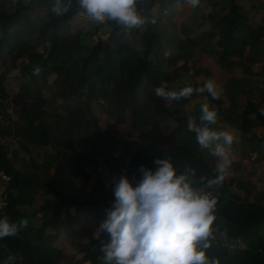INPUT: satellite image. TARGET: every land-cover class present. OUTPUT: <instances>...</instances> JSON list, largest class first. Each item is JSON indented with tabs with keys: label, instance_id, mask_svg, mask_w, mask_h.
<instances>
[{
	"label": "trees",
	"instance_id": "trees-1",
	"mask_svg": "<svg viewBox=\"0 0 264 264\" xmlns=\"http://www.w3.org/2000/svg\"><path fill=\"white\" fill-rule=\"evenodd\" d=\"M223 1L225 6L221 8L220 0H200L196 6L197 16H191L188 26L174 36L169 35L168 43L164 44L162 40L169 30L167 27L175 28V24H166L173 16L172 7L187 0H146L142 15L147 22L139 28L144 31V45L140 50L125 40L127 35L135 36L136 31L113 21L97 26V29L110 28L106 40L99 39L97 44L86 46L84 37L87 34L80 29L74 30V21L83 13L76 0H72L71 7L62 16L52 11L55 0L19 1L20 9L9 14L0 13L2 66L5 67L8 58L13 56L15 60H22L19 92L12 99L14 114L20 123L15 133L18 142L9 141L16 143L26 154L47 148L80 153L68 160L67 169L74 179L82 178L86 182L92 180L91 168L99 164L112 177L127 175L135 184L140 179L142 165L154 168L155 158L169 159L178 174L188 171L194 187L204 189L217 199L212 227L220 229L222 241L237 246L232 250L208 239L210 247L205 250L208 258L218 260L219 264H264V196L245 202L232 188L235 181L228 182L226 177L221 184L207 187V181L217 176L216 167L208 164L196 134L187 128L189 116L199 122L201 106L192 103L194 96L183 99L176 106L180 113L186 114L181 117L149 91L151 87L171 83L176 76L180 77L184 70L179 65L184 61L185 52L197 48L216 55L225 68L236 67V59L244 57L252 65L261 64L264 60V25L256 28L249 17V10H258L256 4L251 0ZM203 3L211 8L206 16ZM206 21L210 22V30L193 38L194 30ZM166 51L170 52L169 56L164 55ZM170 67L175 69L170 70ZM36 68L41 70L39 75H33ZM260 74L247 67L242 78L221 86L223 95L231 99L233 109L237 107L244 115L242 123L234 126L242 135H248L251 128L257 126L264 129V109L257 108L250 96L247 106L237 102L238 96H254V92L260 90V86L253 88L250 82ZM5 77L0 78V103L10 99L3 86ZM45 92H51V100ZM260 94L264 92L260 90ZM208 100L223 113L221 95L219 99L209 95ZM94 103L111 116L121 112V123L125 111H129L132 119L129 140H120L101 128L93 111ZM50 104L57 105L53 113L47 109ZM188 107L192 110L188 111ZM171 117L179 123L181 132L194 137L195 143H177L164 134L163 127ZM8 126L7 119L0 115V138L4 140L11 136ZM253 141L258 146L264 145V139L252 133ZM257 150L254 148L252 152ZM207 153H210L208 149ZM24 163L19 151L12 150L11 144L0 143V174L9 178L4 189L7 206L0 208V218L7 216L12 222L28 220L27 227L21 228L17 236L0 239V264H5L9 256H15L10 264H62L64 252L53 247L56 238L46 236L47 229H56L51 223L61 220L70 208H75L76 216L68 215L69 220L82 213L91 219L100 217L101 212L105 213L114 202V183L111 182L109 188L106 180L98 176L91 198L80 201L70 192L58 189L56 182H42L37 176L36 165V171L19 167ZM193 170L194 175L191 174ZM242 186L244 184L237 182L238 190ZM69 189L78 193L72 184ZM253 192V189L245 188L246 195ZM35 200L41 201L38 216L43 224L40 227L35 226L34 217L25 209ZM221 232L225 233L224 237ZM108 240V234L102 233L99 239L88 242L76 264H108L101 251V242Z\"/></svg>",
	"mask_w": 264,
	"mask_h": 264
},
{
	"label": "clouds",
	"instance_id": "clouds-1",
	"mask_svg": "<svg viewBox=\"0 0 264 264\" xmlns=\"http://www.w3.org/2000/svg\"><path fill=\"white\" fill-rule=\"evenodd\" d=\"M187 2L196 7L200 0ZM76 4L97 24L113 21L130 30L142 28L147 22L142 15L146 0H76ZM71 5L72 0L67 3L55 0L52 11L62 16ZM164 55L169 56L170 52ZM40 71L36 68L33 75H39ZM153 91L167 102L194 93L207 92L213 99H219L221 94L214 79L202 87L194 88L189 83L179 91L167 90L165 86H157ZM216 123L217 112L208 104L202 105L199 122L193 116L187 119V128L196 134L200 147L221 158L217 176L207 181V187L221 184L231 164L228 148L234 136L229 131L214 129L212 125ZM154 164V168L143 165L139 168L141 176L135 184L127 175L113 177L115 199L94 234L96 239L102 233L108 234V242H101L105 261L108 264H219L218 260H210L205 251L210 247L208 238L216 219L217 199L194 187L188 171L178 174L169 159L155 158ZM191 174L194 175V170ZM8 181L9 178L2 180L5 185ZM4 198L7 203L3 191L1 209L7 206L1 205ZM27 225V219L12 222L7 216L0 218V239L17 236ZM14 260L15 256H9L5 264Z\"/></svg>",
	"mask_w": 264,
	"mask_h": 264
},
{
	"label": "rangeland",
	"instance_id": "rangeland-1",
	"mask_svg": "<svg viewBox=\"0 0 264 264\" xmlns=\"http://www.w3.org/2000/svg\"><path fill=\"white\" fill-rule=\"evenodd\" d=\"M19 1L26 2V0H0V13L5 12L9 14L18 8L20 9L22 6L19 5ZM148 1L149 0H147V2ZM220 2H222L221 8H223L225 6V2L223 0H220ZM252 2L253 4H256L258 10L256 12H252L249 10V17L251 24H253L257 28L260 25H264V2L261 0H251V3ZM202 6L205 16L211 12V8L207 7V3H203ZM250 6L248 8H250ZM156 7H158V5H156ZM171 12L173 13V16L169 17V21H166V24H175V28L169 26L167 27L169 30H167L165 35L166 37H164L162 40V43L164 44L168 43L169 35L174 36L177 33L181 32L183 28L188 26V21L191 16H197V13H195L196 7H192L188 2L173 6ZM166 24L165 26H167ZM97 26L98 24L92 21L84 13H82L81 16L74 21V30L80 29L84 34H87V37H84V44L86 46L97 44L99 39L106 40L108 38L110 28L106 26L102 29H97ZM134 30L136 31V35H127L125 40L126 43L131 47L140 50L144 45V31L139 28H136ZM209 30L210 22L206 21L201 28L197 27L194 30V32L192 33V37L196 38L199 33L207 32ZM183 57L184 61L179 65V67L183 68L184 70L183 74H181L180 77L176 76L171 81V83L163 82L160 86H165L167 90H178L191 83V85L195 88L202 87L209 79H214L218 90L221 93L220 95L224 100V104L222 107V110H224L223 113H221L219 110L217 111L215 107L213 108L217 112L218 124H216L214 129H216L217 131H227L231 129L235 130L234 122L231 121V124H229V119H231L230 116H232V114L229 113L230 111H233V107L231 106L232 101L231 99L223 95L221 86L228 84L229 81H236V79L239 77L242 78L243 70L247 67H250L251 70L255 69L261 71L262 69H264V60L260 65H252L248 62L247 57H244L242 59L237 58L236 61L238 62V65L236 67L230 66L229 68H225L222 64L219 63L218 57L216 55L207 51H202L198 48L186 51ZM21 62V59L15 60L13 56L8 58L6 66L3 67L2 62L0 61V78L1 76H6L3 81V86L6 89V93L10 97L9 100L0 103V115L2 119H7L9 125L7 131H10L11 133L10 138L6 140L0 138V143L3 142L4 144H11L12 150L19 151V154L21 151L18 149V145L14 142H18L15 133L20 128V123L18 122L17 117L14 114L15 107L12 103V99L16 98L19 92V86L21 82L18 78V75L21 69ZM13 64H16V67L13 66ZM174 69L175 67H170V70ZM252 71L254 73H261L254 79L263 80V78L261 77L264 76V72H255L254 70ZM189 72L191 73L189 75H186ZM257 87L254 86L253 88L257 89ZM153 89L154 88L151 87L149 91L156 98L162 100L170 111H175L176 113H179L178 115H180L181 117H185L186 114L184 115L183 112L180 113V110H178L176 107L182 102L183 99L167 102L165 99L157 96L154 93ZM45 95L49 98V100H51V92H45ZM192 96L195 97L192 100V103L199 104L201 107L203 104H208L209 102V95L207 92L194 93ZM239 98H241L243 101L244 99H246L245 95L238 96V100ZM259 102L260 103H258V105H260V107H264V101ZM56 106L57 105L50 104L47 109L48 111L53 113L54 111H56ZM187 110L191 111L192 107H188ZM93 111L96 117L99 118L100 126L103 130L110 132L120 140H129V133L132 132V119L128 110L125 111L123 123L119 121L121 112L118 113L117 111L114 116H111L107 110L97 105L96 103H94L93 105ZM237 113L240 115L241 111L237 110ZM8 116H10L11 119H9ZM230 125L232 127H229ZM260 127L261 126H257L255 128ZM163 131L169 139L177 143H195L194 137L189 135L187 136L185 132H181V130H179V123L175 120L174 117H171V119L168 121V124L163 127ZM237 136L238 135H234L233 144L228 148V156L231 161V165L227 169L225 177L228 182H230L231 180L235 181L232 188L237 193V195L242 196L245 202H253L254 200L262 199L264 196V171H262L264 167L261 162L256 159L253 161H249L250 163L248 164L239 163V169L236 170L237 165L234 163V158H237L238 155L237 148L239 145L241 148H245L247 146V138L243 137L244 140H242L241 137ZM247 136L248 140L251 141L252 133H249ZM12 139L14 142L9 141ZM253 143L255 144V141H253ZM14 147L16 149H13ZM203 150L206 154L207 162L209 165L214 166L213 164H216L221 160L218 159V156L213 155L210 151V153H207V149ZM79 154L80 153L67 151L66 149L53 148H47L41 150L40 152L31 151V153L23 156V158L19 156L22 160H25L24 165H19V167L25 170L29 169V171H36V169L34 168V165H36L39 172L37 176L39 177V179L41 178L40 180H42V182H56L55 186L58 189H63L67 192H70L80 201L84 199L88 201V198H91V194L92 192H94V185L98 176L106 180L108 187L110 186L111 182H113V177L109 173L105 172L104 169L99 166V164H97L91 168L93 175L90 182H86L82 178L74 179L68 172L67 162L70 158H75ZM254 155L259 156L258 152H255ZM43 164L44 167H42ZM45 166L47 167V169ZM232 172H235L236 174L233 176ZM2 180V174H0V183ZM237 182L244 184V186H242L240 190L237 189ZM70 184L77 188L78 193H75L71 189H69ZM246 187L254 190L252 195L248 196L245 194ZM40 206L41 201L35 200V202L32 201V205L30 207L25 208L28 213L34 217L33 222L35 223L36 227H40L43 224L40 217L38 216V214L41 212ZM52 214L53 213H51V215ZM68 215L76 216L75 208L67 209L64 217H62L61 220L52 222L51 225L57 228L51 229L49 227L47 229L46 236H54L56 239L54 238L55 241L53 243V247H59L63 250L65 259L62 264H76V262H79L82 258L80 252L85 247V245L92 240H96L94 234L97 232L100 223L106 218V212H101L100 217L97 216V219L87 218L86 215L82 213L75 217L73 220H69Z\"/></svg>",
	"mask_w": 264,
	"mask_h": 264
},
{
	"label": "crops",
	"instance_id": "crops-1",
	"mask_svg": "<svg viewBox=\"0 0 264 264\" xmlns=\"http://www.w3.org/2000/svg\"><path fill=\"white\" fill-rule=\"evenodd\" d=\"M252 70H254L255 72H258L259 71V70H255V69H252ZM259 72H264V69H262ZM261 78H263V80H257V79L252 78V80L250 82L255 87L260 86V90L262 88V92H264L263 91V89H264V76H262ZM254 80L257 83H255ZM260 90H256L254 92V96L253 97L250 94L249 95L246 94V96H245L246 99H244V101L241 98H239V100H237L238 104L239 105H242V106H247V104H248V102H249V100L251 98L252 101H253V103L256 104L257 108L263 110L264 107H260V105H258V103H260L259 101H264V94H260ZM249 96H250V98H249ZM259 96H262V97H259ZM254 98H256L257 101ZM208 105L210 106V109H213L215 107L214 105L210 104V102H208ZM215 109L217 110V108H215ZM237 110H239V109L237 107H235L233 109V111H230V113H229V114H232V116H230L231 119H229V124H231L230 122L233 121L234 122V126L237 125V123H242V121L244 120L243 114L240 113V115H239L237 113ZM252 118H253V116H252ZM229 127H232V126L230 125ZM227 131L231 132L233 134V136L234 135H238L237 137H241V139L244 140L243 137H244L245 134L242 135L241 131L234 130V129L227 130ZM251 133L258 135V137L260 139H264V129L262 127L251 129ZM245 137L247 138V141H246V145L247 146L245 148H241L240 145H239L238 148H237V153H238L237 158H234V163L237 165L236 170L239 169V165H238L239 163H241V164L242 163L243 164H248V163H250L249 161H253V160H256V159H258V161L261 162V164L264 167V145H259L258 146V143L257 142H255V144H254L253 142L249 141L247 135H245ZM254 148H258V150L256 151V153L258 152L259 156L258 155L255 156L254 155L255 152H252L254 150ZM13 149H16V148L14 147ZM31 151H33V150H31ZM25 155H27V154L24 153V152H22V151L19 154V156L21 158H23V156H25ZM218 159H221V158L218 157ZM218 163H219V161L216 164H213V165L216 166V168H217ZM262 171H264V169H262ZM232 174L234 176L236 173L235 172L234 173L232 172ZM4 186H5V183H3L1 181V183H0V198H1V195H2V193L4 191V189H3Z\"/></svg>",
	"mask_w": 264,
	"mask_h": 264
},
{
	"label": "built area",
	"instance_id": "built-area-1",
	"mask_svg": "<svg viewBox=\"0 0 264 264\" xmlns=\"http://www.w3.org/2000/svg\"><path fill=\"white\" fill-rule=\"evenodd\" d=\"M3 178H4V180H8V178H6V177H3ZM6 204H7L6 203V198H4L3 202H1V205H2V207H5ZM219 230L220 229L218 227L217 228H213L212 227V232H211V235H210V237L208 239L211 240L212 242H214L217 245H221L222 247H228V248H230L232 250L236 249L237 246H235L233 244L230 245L228 242H224V241H222L220 239L221 237H219V234H220ZM222 234H223V237H224L225 233L223 232Z\"/></svg>",
	"mask_w": 264,
	"mask_h": 264
}]
</instances>
